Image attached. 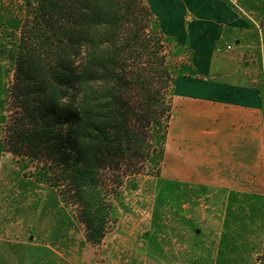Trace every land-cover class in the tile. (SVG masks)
Masks as SVG:
<instances>
[{"label": "trees", "instance_id": "obj_1", "mask_svg": "<svg viewBox=\"0 0 264 264\" xmlns=\"http://www.w3.org/2000/svg\"><path fill=\"white\" fill-rule=\"evenodd\" d=\"M15 45L3 146L35 164L99 244L125 179L166 136L163 35L146 0H25Z\"/></svg>", "mask_w": 264, "mask_h": 264}, {"label": "rangeland", "instance_id": "obj_2", "mask_svg": "<svg viewBox=\"0 0 264 264\" xmlns=\"http://www.w3.org/2000/svg\"><path fill=\"white\" fill-rule=\"evenodd\" d=\"M146 2L166 44L174 78L169 93L173 112L159 151L144 171L125 179L113 200L108 232L99 244H92L75 207L35 174L32 161L13 156L3 146L7 90L15 68L12 55L25 0H0V264H264V194L224 193L171 181L183 163L180 116L173 120L180 87L174 83L206 78L192 62L189 31L204 25L209 14L212 23L207 24L224 29L230 9L236 13L243 26L223 31L214 51L228 54L241 41L247 47L249 83L264 96V0ZM252 42L258 50L253 51ZM223 216L228 226L221 223ZM129 234L137 240L132 238V243ZM142 238L146 247L140 252L142 244L136 241ZM144 255L147 260L141 259Z\"/></svg>", "mask_w": 264, "mask_h": 264}, {"label": "crops", "instance_id": "obj_3", "mask_svg": "<svg viewBox=\"0 0 264 264\" xmlns=\"http://www.w3.org/2000/svg\"><path fill=\"white\" fill-rule=\"evenodd\" d=\"M204 17V25L189 31V44L194 50L195 70L206 78L177 79L173 86L180 87L179 111L173 120L180 116L183 163L181 169L173 171L171 181L224 193L264 194V96L249 83V64L244 59L247 47L240 41L228 54L214 51L223 31L230 32L243 25L231 9L223 19L224 29L207 24L212 23L210 14ZM242 30L239 36L245 28ZM182 34L184 30L180 31ZM252 46L253 51L258 50V44L252 42ZM220 221L228 226L227 217H221ZM129 236L131 242L132 238L137 240L136 236ZM136 243L142 244L138 248L142 252L146 238ZM141 259L148 257L144 255ZM178 264L187 263L178 261Z\"/></svg>", "mask_w": 264, "mask_h": 264}, {"label": "built area", "instance_id": "obj_4", "mask_svg": "<svg viewBox=\"0 0 264 264\" xmlns=\"http://www.w3.org/2000/svg\"><path fill=\"white\" fill-rule=\"evenodd\" d=\"M228 48H230V47L228 46Z\"/></svg>", "mask_w": 264, "mask_h": 264}]
</instances>
